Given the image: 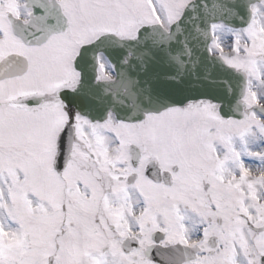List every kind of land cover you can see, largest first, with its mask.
Segmentation results:
<instances>
[{
	"label": "snow or ice",
	"instance_id": "obj_1",
	"mask_svg": "<svg viewBox=\"0 0 264 264\" xmlns=\"http://www.w3.org/2000/svg\"><path fill=\"white\" fill-rule=\"evenodd\" d=\"M262 98L264 0H0V264H264Z\"/></svg>",
	"mask_w": 264,
	"mask_h": 264
},
{
	"label": "water",
	"instance_id": "obj_2",
	"mask_svg": "<svg viewBox=\"0 0 264 264\" xmlns=\"http://www.w3.org/2000/svg\"><path fill=\"white\" fill-rule=\"evenodd\" d=\"M190 87H193V91L190 93V95L193 97V98H210V97H201L199 95V92L198 90L201 88V86L199 85V83L195 80V78H193V83L192 85H190ZM222 87V86H221ZM195 88V89H194ZM235 104V100L229 102V101H225V107L226 110L225 112L226 113H229L230 115L231 114H234L235 113V109L233 107V105Z\"/></svg>",
	"mask_w": 264,
	"mask_h": 264
},
{
	"label": "rangeland",
	"instance_id": "obj_3",
	"mask_svg": "<svg viewBox=\"0 0 264 264\" xmlns=\"http://www.w3.org/2000/svg\"><path fill=\"white\" fill-rule=\"evenodd\" d=\"M130 14H132V15H137L138 13H137V11L135 10V9H131L130 10ZM225 49H227V41H225ZM255 102V100L253 99L252 100V103H254ZM260 102H262V99H261V101ZM245 175H248L249 173H247L246 171H245V173H244ZM253 175H258L259 173H257L256 171H254L253 173H252Z\"/></svg>",
	"mask_w": 264,
	"mask_h": 264
}]
</instances>
